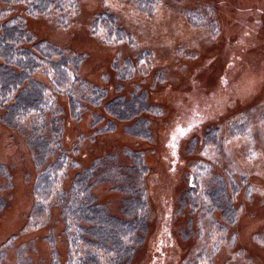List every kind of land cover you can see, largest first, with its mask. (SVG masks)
<instances>
[{"label":"rangeland","instance_id":"374dc122","mask_svg":"<svg viewBox=\"0 0 264 264\" xmlns=\"http://www.w3.org/2000/svg\"><path fill=\"white\" fill-rule=\"evenodd\" d=\"M76 1L66 25L60 14L30 15L24 4L8 15L23 17L36 40L83 56L80 76L107 96L100 105L83 100L77 118L69 97L51 90L55 109L45 128L33 115L23 128L10 127L0 107V264H53L55 252L68 262L61 208L35 210L41 134L49 142L54 128L70 158L65 188L102 159L113 177L92 194L110 215L125 216L129 189L146 192L147 229L129 264H264V0ZM104 14L133 43L107 44L105 26L95 27ZM126 59L134 61L127 73ZM143 95L146 107L131 119L106 110L121 96L144 102ZM136 128H148L149 138ZM139 153L145 173L136 168ZM219 189L223 209L211 210L204 194Z\"/></svg>","mask_w":264,"mask_h":264},{"label":"trees","instance_id":"16d2710c","mask_svg":"<svg viewBox=\"0 0 264 264\" xmlns=\"http://www.w3.org/2000/svg\"><path fill=\"white\" fill-rule=\"evenodd\" d=\"M76 2V0H0V107L6 108L2 120L10 127L23 128L27 119L33 115L43 122L42 126L38 122L39 126L45 128L43 120L46 114L55 109L53 91L69 97L72 114L77 118H80L81 109L84 107L83 100L100 105L107 96L105 89L88 83L80 76L83 56L72 54L48 41L36 40L27 29L23 17L18 15L8 17L14 5L24 4L30 15L58 13L61 15L62 24L66 25L67 11L69 8H75ZM99 24L106 28L107 44L125 41L133 43L131 37L122 28L117 27L114 16L107 14L99 16L95 27ZM144 57L150 59L151 53L139 56L138 60L141 61ZM125 62L124 71L127 73L133 69L134 61L126 59ZM115 66L119 68L118 64ZM132 74L133 72L122 79L129 78L133 76ZM43 75L51 88L42 79H38ZM77 86L79 94L76 92ZM145 96L143 95L144 102L138 97L127 101L121 96L106 103V110L117 118L131 119L137 115L140 108L146 107ZM57 122L54 118L52 127H55ZM135 131L134 133L142 138L150 136L148 128H136ZM54 132L55 137L49 142H46V137L41 134L42 142L45 144L42 145L38 159L40 166L45 167L37 176L34 187L36 213L38 211L46 213L52 204L61 208V217L66 227L64 233L70 247L67 264H129L147 229L146 192L143 188L129 189L128 193L131 196L125 200V216L110 215L92 194V188L100 180H105L108 175L113 177L102 170L105 165L102 159H97L90 167L77 172L71 180L70 187L65 188L63 178L67 175L70 158L59 140L62 129L54 128ZM134 157L136 168L145 173L146 162L142 153ZM112 170L114 172L116 169ZM234 186V192L238 193L237 184ZM219 192L207 190L204 194L211 202L209 209H223L220 200L223 190L219 189ZM234 209L235 206L231 203L224 208L229 214L234 213ZM53 264H61L58 252H55Z\"/></svg>","mask_w":264,"mask_h":264},{"label":"bare ground","instance_id":"6f19581e","mask_svg":"<svg viewBox=\"0 0 264 264\" xmlns=\"http://www.w3.org/2000/svg\"><path fill=\"white\" fill-rule=\"evenodd\" d=\"M230 1L232 2V0H230ZM236 1H237V2H244L245 0H240V1H239V0H234V3H236ZM240 31H245V29H244L243 26L240 27ZM245 38H246V37H245ZM256 83H257V85H259V86L263 84V82L260 81V80H259L258 82H256ZM245 85H246V83H245L244 81H242L240 84L238 83L237 86H236V87H237V88H236V92H237V93H240V91H241V87H242V86H245ZM258 89H259V88H258ZM243 90H245V89H243ZM243 90H242V91H243ZM242 91H241V92H242ZM216 98H217L218 101L223 102V100H224V98H225V94H224V92L221 91V92L216 96Z\"/></svg>","mask_w":264,"mask_h":264}]
</instances>
